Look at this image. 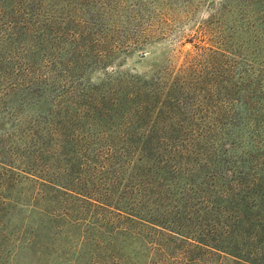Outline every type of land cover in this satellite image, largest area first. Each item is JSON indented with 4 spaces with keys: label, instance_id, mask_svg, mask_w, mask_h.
Wrapping results in <instances>:
<instances>
[{
    "label": "rangeland",
    "instance_id": "1",
    "mask_svg": "<svg viewBox=\"0 0 264 264\" xmlns=\"http://www.w3.org/2000/svg\"><path fill=\"white\" fill-rule=\"evenodd\" d=\"M29 6L0 0V160L35 167L37 128L52 151L58 65L43 51L52 25H77V202L72 227L61 217L34 250L17 251L30 205L72 206L0 163V264H181L191 254L181 234H226V221L250 224L263 258L264 0ZM24 20L39 27L27 44Z\"/></svg>",
    "mask_w": 264,
    "mask_h": 264
},
{
    "label": "trees",
    "instance_id": "2",
    "mask_svg": "<svg viewBox=\"0 0 264 264\" xmlns=\"http://www.w3.org/2000/svg\"><path fill=\"white\" fill-rule=\"evenodd\" d=\"M11 2L17 7V12L25 10L26 14H28L30 10L29 4L36 3V0H4V3L7 5ZM52 26L50 32L53 35L50 39L52 43L50 49H48L49 54L47 51H43V58L47 54L49 65H58L54 78L57 79V89L59 90L56 95H52L51 106L53 109L50 111V115L48 114L47 126L48 134L50 133L48 143L52 147V151L46 149L47 142L43 140L44 136L41 134L40 129L37 128L36 132H34L35 140L37 141V149L35 150L37 155H34V161L37 162L35 167H33V163H30L29 159L25 163L15 165L13 159L10 157L11 154L3 157L0 163L5 167L6 171H12L16 168L22 172L20 178L32 181L35 185L40 186V196L42 195V197L48 199H50V195L51 197L62 196L66 200H69L70 206H72V203L77 202V72H75L77 70V25L73 24L61 32H57L56 28L52 29ZM29 30H32L34 34L35 31H39V27L35 23H32L30 26L27 20L20 22L18 37L21 34L23 38H26ZM12 36L10 35L9 39L12 40ZM30 38L31 36L23 42L27 44ZM33 38L36 39V36H33ZM30 42L32 43L33 39ZM31 46L36 48L35 44H31ZM40 49L42 50V48ZM53 153L54 156L56 154L55 157ZM45 157L49 161H42ZM61 160L64 162L60 165ZM50 166H53L52 169H50ZM6 200L8 199H5V204L8 205L6 202L10 200ZM71 212H74V206L71 207V211L67 209L64 213L55 214L54 211H48L44 207H38L34 204L30 205L25 214L22 213L23 215L19 214L17 216L19 219L22 217V235L28 236L23 238L22 243L18 245L17 251L26 250L30 252L34 250L33 246H37L38 241L44 240L42 239V236L44 238L42 231L46 230L47 233L48 231L55 232L57 226H53H55V222L61 219V217L64 220L69 219L68 225L72 227ZM135 217L146 221V219L140 216ZM47 219H50V221ZM228 222L226 221L223 224L229 228L226 234H209L205 237H193V235L177 232V235H183V243L191 251V254L186 258V262H182L181 264H213L211 261H201L203 257L200 255H208L209 257L214 255L233 264H264V255L263 258L258 257L260 253L259 244H261L260 236L248 233L250 230L248 226L250 224L248 226H241L244 221L240 225H237L233 221ZM257 226L258 224H256ZM263 230L264 227L256 230V232L260 233ZM178 245H180V240ZM261 248L264 247L261 245Z\"/></svg>",
    "mask_w": 264,
    "mask_h": 264
}]
</instances>
